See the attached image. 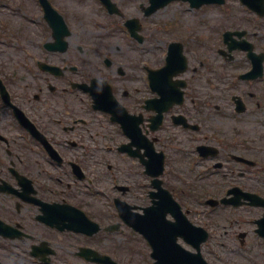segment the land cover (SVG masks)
<instances>
[{
  "label": "flooded vegetation",
  "instance_id": "obj_1",
  "mask_svg": "<svg viewBox=\"0 0 264 264\" xmlns=\"http://www.w3.org/2000/svg\"><path fill=\"white\" fill-rule=\"evenodd\" d=\"M94 1L91 35L81 0H0V264L117 261L164 189L217 261L264 264V0L169 1L162 40L149 0Z\"/></svg>",
  "mask_w": 264,
  "mask_h": 264
},
{
  "label": "rangeland",
  "instance_id": "obj_2",
  "mask_svg": "<svg viewBox=\"0 0 264 264\" xmlns=\"http://www.w3.org/2000/svg\"><path fill=\"white\" fill-rule=\"evenodd\" d=\"M72 0H69V3L71 2ZM83 1L86 6H85V9L88 10L89 9V13L88 15H86V17H84V22H83V25H84V28H85V31L90 33L91 35H94L92 32H97L100 28L99 26L95 23L96 21V18L97 16L95 14H93L94 12V8L97 7V3H95L94 0H81ZM138 2V1H137ZM81 6H84L83 3L79 4ZM134 10V8H133ZM178 10V7L176 5H173V6H169L167 9H160L158 12H156L153 17H152V21L155 23H160V26L155 28L154 30V36L158 39H161L164 38L166 39V35L163 33L162 35V32H161V24H162V21L163 20H168V19H172V16L174 13H176ZM177 15V13H176ZM77 25L78 27L81 26L80 24H75ZM154 26V25H153ZM76 32L78 33V30L75 29ZM79 34V33H78ZM170 34L172 35V37H175L176 36V33L175 31L174 32H170ZM76 37V36H74ZM75 40V38H73ZM155 52V50H154ZM135 238L139 239L138 236H136ZM137 248V253L140 254V252H142V256H146L147 259H148V248L143 246L142 243L139 247H136ZM204 252V256L209 260V257L212 258V254L209 252V249L208 248H204L203 250ZM213 251V250H212ZM214 251L217 252L219 255H222V256H225L226 255V252H225V248L224 247H215L214 248ZM126 252V251H125ZM206 252V253H205ZM127 253V252H126ZM121 254H124V251H121ZM124 262H126L127 264H147L145 261H142L141 257L137 254L134 256L133 260H129L127 257L123 259ZM149 260V259H148ZM122 263V262H121ZM123 264V263H122ZM218 264H223V263H218Z\"/></svg>",
  "mask_w": 264,
  "mask_h": 264
},
{
  "label": "water",
  "instance_id": "obj_3",
  "mask_svg": "<svg viewBox=\"0 0 264 264\" xmlns=\"http://www.w3.org/2000/svg\"><path fill=\"white\" fill-rule=\"evenodd\" d=\"M168 1L169 0H152V6L155 9ZM141 230L147 232L145 226H142ZM156 248L158 250L156 255L161 256L162 259H158L155 264H205L198 255H192L182 249H178L173 246L169 240L162 246L157 243ZM163 256H166V259Z\"/></svg>",
  "mask_w": 264,
  "mask_h": 264
}]
</instances>
